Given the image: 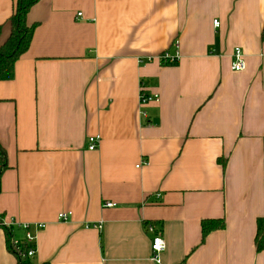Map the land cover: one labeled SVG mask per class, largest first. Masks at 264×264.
Returning a JSON list of instances; mask_svg holds the SVG:
<instances>
[{"label": "crops", "instance_id": "crops-1", "mask_svg": "<svg viewBox=\"0 0 264 264\" xmlns=\"http://www.w3.org/2000/svg\"><path fill=\"white\" fill-rule=\"evenodd\" d=\"M14 4L0 0V44ZM26 22L0 80V221L18 242L30 224V263L156 264L149 223L159 264H264V0H38ZM175 45V64L157 58ZM202 220L224 226L202 239ZM0 264H17L1 226Z\"/></svg>", "mask_w": 264, "mask_h": 264}, {"label": "trees", "instance_id": "trees-1", "mask_svg": "<svg viewBox=\"0 0 264 264\" xmlns=\"http://www.w3.org/2000/svg\"><path fill=\"white\" fill-rule=\"evenodd\" d=\"M38 0H15L12 15L9 18L8 25L10 32L6 40L0 44V80H11L14 76V63L29 47L35 25H27L26 16ZM2 25H0V33ZM7 168V158L4 148L0 144V177L2 172ZM2 221H0L1 223ZM224 223L222 220H202L201 235L202 239L210 231L222 229ZM7 233L8 249L16 256L17 264H31L29 259L21 257V253H26L28 245L23 242L13 244L8 234L9 229L1 224ZM254 244L257 251L264 250V219L257 220V229L254 238Z\"/></svg>", "mask_w": 264, "mask_h": 264}, {"label": "built area", "instance_id": "built-area-1", "mask_svg": "<svg viewBox=\"0 0 264 264\" xmlns=\"http://www.w3.org/2000/svg\"><path fill=\"white\" fill-rule=\"evenodd\" d=\"M81 14L78 13L77 16H80ZM213 25L217 27L219 25V22L217 19L213 20ZM174 52L173 54H170L168 52H163L160 54L157 58L167 64V65H173L177 62L179 59V51L177 45L174 46ZM153 58L148 57L146 60L151 61ZM231 68L233 71H242L245 68V61H244V55L242 53V50L239 47H235L232 52V63ZM158 101V95L157 94H146L143 90H141L139 95V102L141 105H146L150 102H157ZM100 141L99 135L89 136L87 138V148L90 151H93L97 148ZM141 165H146V160H141ZM139 166V165H138ZM137 166V167H138ZM115 206L113 202H105L103 204V207L110 208ZM71 216V212H60L57 214V218L61 222H66L68 220V217ZM4 226L10 227L14 224H4L3 222L0 223ZM19 228H21L24 231L23 242L24 245H28L26 253H21V257H24L25 259H30L35 255L36 252V246H35V235L31 231V226L28 223H22L18 225ZM43 224H37L36 228L41 229L43 228ZM88 227L91 228H101V222L98 223H92L88 224ZM145 230L151 234V244H150V259L155 262L156 264H159L160 259L159 256L161 252L165 249V242L162 238L161 232L155 228L153 224L146 223L145 224ZM14 245L18 243V241L12 240L11 241Z\"/></svg>", "mask_w": 264, "mask_h": 264}]
</instances>
